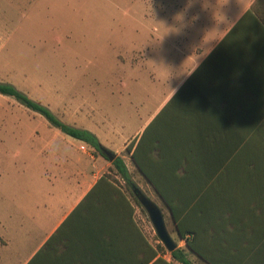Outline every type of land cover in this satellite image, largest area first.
<instances>
[{
    "label": "crops",
    "instance_id": "0c3cea01",
    "mask_svg": "<svg viewBox=\"0 0 264 264\" xmlns=\"http://www.w3.org/2000/svg\"><path fill=\"white\" fill-rule=\"evenodd\" d=\"M164 7L170 14L168 63L158 68L157 82H149L153 101L138 100V122L124 123L133 126L123 151L182 88L192 122L210 127L212 139H237L238 127L249 125L241 136L256 142L252 181L227 185L217 203L223 217L234 214L248 225L227 230L230 243L219 252L232 264H264V0H168ZM77 128L108 149L110 123ZM50 137L32 138L18 153L27 174L9 198L20 202L19 211L0 212V264H129L131 240L142 232L138 207L88 196L111 164L92 149L83 156L78 140ZM165 259L149 264H183ZM196 259L190 256L191 264H201Z\"/></svg>",
    "mask_w": 264,
    "mask_h": 264
},
{
    "label": "rangeland",
    "instance_id": "374dc122",
    "mask_svg": "<svg viewBox=\"0 0 264 264\" xmlns=\"http://www.w3.org/2000/svg\"><path fill=\"white\" fill-rule=\"evenodd\" d=\"M165 4L168 0H0V82L13 84L71 125L110 123L108 149L122 153L142 191L162 209L179 248L187 250L168 208L123 151L133 126L124 123L138 122L139 101H153L148 88H154L150 83L157 82L158 68L168 63L171 29ZM45 135L54 142L70 138L0 95L1 213L19 211L20 202L9 199L13 184L24 182L27 174L18 153L32 138ZM77 148L90 157L91 151ZM136 218L144 238L155 249L164 247L145 210L138 207Z\"/></svg>",
    "mask_w": 264,
    "mask_h": 264
},
{
    "label": "trees",
    "instance_id": "16d2710c",
    "mask_svg": "<svg viewBox=\"0 0 264 264\" xmlns=\"http://www.w3.org/2000/svg\"><path fill=\"white\" fill-rule=\"evenodd\" d=\"M0 95L11 97L41 115L52 127L85 143L112 164L110 173L98 180L88 196L118 197L130 205L134 201L143 209L137 198V194L143 191L124 158L107 149L94 133L66 123L48 106L32 99L13 84L0 82ZM209 129L192 122L182 88L126 149L138 173L168 208L176 232L186 244L187 250L178 248L170 253L171 260L183 264H191V255L207 264H232V259L226 257L224 251L219 252L225 243H230L227 230L248 225L246 221L240 222L234 214L227 219L223 217L217 203L219 192L231 188L227 185L252 181L250 166L253 157L250 152L256 142L241 136L249 134L250 126L238 127L240 136L237 139H212L207 134ZM223 129L228 131V126ZM105 152L111 153L114 159L111 160ZM120 181L124 185H120ZM131 242L129 264L166 260L165 248L159 245L155 249L141 231H137Z\"/></svg>",
    "mask_w": 264,
    "mask_h": 264
},
{
    "label": "water",
    "instance_id": "95a60500",
    "mask_svg": "<svg viewBox=\"0 0 264 264\" xmlns=\"http://www.w3.org/2000/svg\"><path fill=\"white\" fill-rule=\"evenodd\" d=\"M105 154L111 159H114V156L109 153L105 152ZM137 198L142 206V208L147 213L152 226L159 238L162 242L164 247L167 249L169 253L176 251L179 248L178 243L173 239L172 235L170 234L165 215L162 209L152 200L150 199L145 193L141 192L137 194Z\"/></svg>",
    "mask_w": 264,
    "mask_h": 264
},
{
    "label": "built area",
    "instance_id": "2783aa9c",
    "mask_svg": "<svg viewBox=\"0 0 264 264\" xmlns=\"http://www.w3.org/2000/svg\"><path fill=\"white\" fill-rule=\"evenodd\" d=\"M81 150L85 153H89L91 149L85 143H82Z\"/></svg>",
    "mask_w": 264,
    "mask_h": 264
}]
</instances>
